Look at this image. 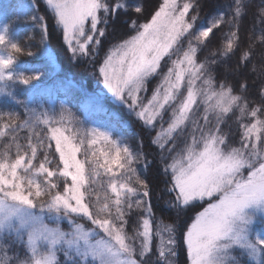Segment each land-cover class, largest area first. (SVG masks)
Segmentation results:
<instances>
[{"label":"snow or ice","instance_id":"6c2138e0","mask_svg":"<svg viewBox=\"0 0 264 264\" xmlns=\"http://www.w3.org/2000/svg\"><path fill=\"white\" fill-rule=\"evenodd\" d=\"M45 3L73 57L95 54L106 34L107 17L123 7L121 0ZM199 8L196 0H160L147 15L145 7L132 9L145 22L132 21L134 34L97 60L98 74L116 99L130 101L129 108L146 127L155 128L161 121L151 142L161 150L165 175L170 174L167 191L174 196L172 207L181 212L195 201H207L181 233L188 264H226L236 259L229 251L234 245L245 250L242 255L249 261L264 264L257 260V249L264 252V241L248 242L245 225L250 221L242 215L246 208L264 205V71L250 82L244 75L253 63L256 41L264 47V29L258 37H248L236 67L221 74L218 59L201 61L198 53L215 30L227 25L224 46L212 56L235 55L251 0H228L220 14L197 29ZM259 16L264 23V8ZM6 40L0 33V46ZM11 50L23 51L14 44ZM165 58L167 71L161 73ZM260 59L264 63V52ZM12 64L11 55L0 56V81L13 79L6 74ZM252 71H256L254 63ZM228 73L239 78L236 83L229 82ZM157 75L161 79L145 104L139 94L146 90V81ZM38 78L15 77L23 85ZM253 86L255 100L248 95ZM165 112L170 113L166 128ZM71 119L64 109L58 120L31 111L24 118L15 113L0 115L4 121L0 139L5 141L0 153V264H175L176 229L153 216L152 193L134 166L141 156L120 148L96 129L88 130L77 143L66 126ZM233 125L239 147L231 142L236 134ZM40 126L47 128L45 135ZM24 130L28 135L21 143ZM186 132L177 152V139ZM101 141L110 146L108 150L95 148ZM101 176L107 180L98 179ZM61 221L67 222L68 229ZM154 239L158 240L155 251Z\"/></svg>","mask_w":264,"mask_h":264},{"label":"trees","instance_id":"16d2710c","mask_svg":"<svg viewBox=\"0 0 264 264\" xmlns=\"http://www.w3.org/2000/svg\"><path fill=\"white\" fill-rule=\"evenodd\" d=\"M159 2L160 0H121L123 7L118 10L114 17H107L106 34L100 38L102 43L98 46V51L87 57L81 55L73 57L61 41V33L54 25L53 15L47 11L41 0H0V33L6 35V45L15 44L23 50L12 67L6 70V74L11 73L13 79L0 81V89L3 92L0 95V115L15 113L24 118L25 112L31 111L37 114L46 113L58 120L61 110L64 109L71 114L72 119L66 126L72 129V135L77 137V143H79V139L84 138L83 134L87 133L88 130L96 129L107 133L109 138L120 148L126 147L133 154L141 156L139 162L134 166L137 175L144 183L148 184L152 193L150 204L153 208V216L156 221L171 224L175 227L177 241L175 264H188L187 251L183 246L181 233L186 231V226L191 223V218H194L197 211H201L205 207L207 201L193 203L187 209L177 212L172 207L174 196L167 191L170 186V174L165 175L164 164L160 159L161 150L151 142L160 129L161 121L156 122L155 128L146 127L143 121L135 117L133 113H129L127 108L122 105L110 101L96 102L94 97L95 93L99 91L97 86L99 75L96 71L99 63H97V60L102 61L104 55L115 44L127 38L128 35L134 34L133 29L130 27L133 20H137V23L145 22L142 17L137 19V14L132 9L145 7V15H147L153 6H158ZM196 2L200 5V8L199 19L195 27L199 29L206 26L214 15L220 14L222 6L228 0H196ZM261 8H264V0H251V8L242 21L241 43L236 49L235 55L223 59L218 55L216 57L212 56L213 52L219 53L226 41L228 26L222 25L215 30L214 35L210 36L207 46L203 47L198 53L199 59L201 61L206 58L218 59L220 64L217 72L221 74H224L225 68H235L241 52L248 46V37L250 35L258 37L261 29H264V23L260 22L259 16ZM44 30L47 31V37L43 32ZM184 44L186 46V40ZM47 45L55 55L59 71H56L54 66L50 64V60L46 55ZM4 49L5 46H0V56H6ZM262 52H264V47L257 40L253 57L256 71H252L253 63H249L244 69V75L247 76L249 82L257 80L258 73L264 71V63L260 59ZM29 53L31 54L29 55ZM166 62L167 58L161 62L162 68L159 70L161 73L167 71ZM32 75L39 78L28 85H23L15 79L16 76ZM227 75L230 83H236L239 79L231 73ZM160 79L161 77L158 75L150 77L146 81L145 91L147 93L151 91L156 84L158 85ZM83 90L86 91L85 94ZM88 93L94 95L88 96ZM248 95L252 100L257 99L255 97V86ZM169 115V112L164 113L163 126L165 128L167 127ZM3 123L4 121L0 120V125ZM39 130L41 135L47 133V128L44 126H40ZM233 132L236 134L231 136L232 145L239 147L238 129L235 125H233ZM27 135V130L20 132L21 143H26L24 137ZM186 136L187 132L184 137H178L176 142L177 152L183 147ZM4 143L5 141L0 139V153L4 151ZM168 146L170 147L171 144ZM85 147H87V143H85ZM109 147L102 141L95 146V148L105 150H108ZM165 155L170 162L171 156L168 153H165ZM11 156H15L14 149ZM39 159H43V153L39 155ZM98 179L106 181L107 177L101 176ZM61 224L63 228L68 229L66 221H61ZM87 226L91 228L90 224ZM258 226L256 230L253 229L254 236L257 231L259 240L264 241V232L259 231ZM128 232L129 234L132 233L131 223ZM156 243L157 240L154 239V251ZM18 251L21 256L24 255L22 248ZM242 253L243 251L236 248L230 251V255L238 259L240 264H255ZM260 254L259 260H264V252L260 251ZM60 259L63 262V254H60ZM236 259H229L226 264H236Z\"/></svg>","mask_w":264,"mask_h":264},{"label":"rangeland","instance_id":"374dc122","mask_svg":"<svg viewBox=\"0 0 264 264\" xmlns=\"http://www.w3.org/2000/svg\"><path fill=\"white\" fill-rule=\"evenodd\" d=\"M47 11H49L53 17H54V14L53 12L48 8L47 4L45 3V0H41ZM54 22H55V27L58 29V31L61 33V41L63 42V34H62V29H60L59 27H57L56 25V21H55V17H54ZM64 44V42H63ZM49 45L46 46V55L48 56L49 60H50V64H52V66H54L55 70L56 71H59V66L57 65V61H56V58H55V55H53L52 51H51V48L48 47ZM66 46V45H65ZM67 48V46H66ZM68 51V49H67ZM69 52V51H68ZM70 53V52H69ZM71 54V53H70ZM79 55V54H77ZM99 67V66H98ZM98 67H97V75L98 74ZM159 83V82H158ZM97 86L99 88V91L94 94H90L88 93L87 95L88 96H93L95 97V101H110V102H113L117 105H122L123 107L127 108V110L129 111V113H133L135 117L136 114L129 108V104H130V101L128 103H123L121 102L120 100L116 99L111 93H109L107 91V89L104 87L103 85V82H102V79L99 77V81L97 83ZM157 86V84L154 86V88ZM154 88L151 89V91H149L148 93L146 91H143L141 92L139 95L143 98V102L146 104L148 99L151 97L152 95V91L154 90ZM80 89V88H79ZM82 89V88H81ZM84 94L86 93V91H84ZM2 89H0V95L2 94ZM138 110V109H137ZM138 118V117H137ZM246 170H245V175H246ZM193 203H200V201H195ZM207 206V204L205 205V207ZM264 208V205H261V206H251L249 208H246L244 209L242 215L245 216L246 219H249V223H248V226L246 227V239L248 240L249 243H252L253 241L259 239V234L258 232L256 231V235L254 236V233H253V229L256 230L257 226H258V230L261 231V232H264V211H262L261 209ZM203 210V209H202ZM201 210V211H202ZM92 227V226H91ZM99 236L102 237L103 234L102 233H99ZM157 243H158V240H157ZM239 249L241 251H245L243 249H241L240 247L238 246H233L229 251L233 250V249ZM257 252H258V257H257V260L260 259V250L257 249ZM175 257H173V260L175 261ZM255 263V262H254Z\"/></svg>","mask_w":264,"mask_h":264},{"label":"clouds","instance_id":"9594fccd","mask_svg":"<svg viewBox=\"0 0 264 264\" xmlns=\"http://www.w3.org/2000/svg\"><path fill=\"white\" fill-rule=\"evenodd\" d=\"M14 45H15V44H14ZM16 46H17V45H16ZM4 50L6 51V56H7V55H11V56L13 57V63L19 58V54L11 50V45H10V46H9V45H5V49H4ZM12 65H13V64H12ZM12 65L9 66V68H11ZM25 77H26V76H25ZM247 226H248V224L245 225V228H246Z\"/></svg>","mask_w":264,"mask_h":264}]
</instances>
